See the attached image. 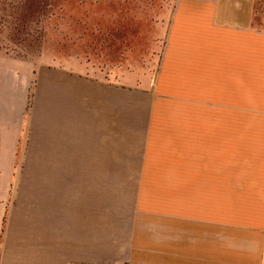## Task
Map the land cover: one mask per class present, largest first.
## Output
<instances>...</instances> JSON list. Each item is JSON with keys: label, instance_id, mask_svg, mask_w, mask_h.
Segmentation results:
<instances>
[{"label": "crops", "instance_id": "0c3cea01", "mask_svg": "<svg viewBox=\"0 0 264 264\" xmlns=\"http://www.w3.org/2000/svg\"><path fill=\"white\" fill-rule=\"evenodd\" d=\"M253 6L175 0L150 75L37 74L28 167L0 170V264H264Z\"/></svg>", "mask_w": 264, "mask_h": 264}, {"label": "rangeland", "instance_id": "374dc122", "mask_svg": "<svg viewBox=\"0 0 264 264\" xmlns=\"http://www.w3.org/2000/svg\"><path fill=\"white\" fill-rule=\"evenodd\" d=\"M174 2L27 0L37 20L26 27L29 35L21 46L5 39L1 43L0 107L8 113L0 112V170L28 167L21 156L28 150L29 111L39 72L57 66L105 79L150 75ZM252 25L264 29V0H254Z\"/></svg>", "mask_w": 264, "mask_h": 264}, {"label": "trees", "instance_id": "16d2710c", "mask_svg": "<svg viewBox=\"0 0 264 264\" xmlns=\"http://www.w3.org/2000/svg\"><path fill=\"white\" fill-rule=\"evenodd\" d=\"M34 13L27 0H0V50H4L1 48L4 39L15 46L24 43L29 35L26 27L37 21Z\"/></svg>", "mask_w": 264, "mask_h": 264}]
</instances>
